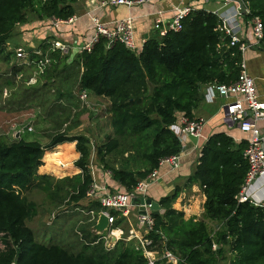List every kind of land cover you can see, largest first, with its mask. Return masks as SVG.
<instances>
[{
  "label": "trees",
  "instance_id": "1",
  "mask_svg": "<svg viewBox=\"0 0 264 264\" xmlns=\"http://www.w3.org/2000/svg\"><path fill=\"white\" fill-rule=\"evenodd\" d=\"M76 1L0 0V64L4 67L0 104L2 93H9L0 109L18 113L42 105L40 110L53 123V134L45 146L22 138L0 139V264H144L133 242L119 240L106 249L102 235L91 233V223L81 226V238L72 233L75 240L67 248L35 241L26 222L37 215V207L24 194L38 190L53 202L81 203L84 209L99 212V204L85 196L91 180L86 168L91 139L86 134H71L80 125L81 112H73L75 93L85 90L89 98L106 100L111 135L96 147L97 160L112 175L110 191L131 192L161 159L180 154L172 127L179 117L194 118L204 103V87L229 84L240 71L241 54L236 47H228L227 38L221 41L216 16L203 10L190 13L179 32L155 35L136 53L120 44L106 49L100 40L89 53L76 54L68 64L67 57L44 40L38 46L40 55L31 52L28 63H12L14 52L7 51L6 45L27 16L66 20L73 16L71 5ZM241 2L248 11L241 16L245 28H250L254 17L262 22L258 48L264 51V0ZM31 72L37 76L34 84H29ZM63 98L68 107L62 106ZM64 123H69L68 132L59 131ZM65 143H75L79 158L73 165L80 173L60 180L38 175L42 157L45 161L58 147L72 151V144ZM245 147V143L234 146L225 133L213 134L203 144L197 165L182 187L199 186L205 197L202 219L186 220L183 212L172 208L182 188L176 186L159 199L164 214L154 217L158 234L152 236L164 239L180 264H217L218 258L227 259V253L230 264H264V208L234 199L247 170L242 157ZM112 156L120 157L117 168L108 162ZM123 221L117 219L114 226Z\"/></svg>",
  "mask_w": 264,
  "mask_h": 264
},
{
  "label": "built area",
  "instance_id": "2",
  "mask_svg": "<svg viewBox=\"0 0 264 264\" xmlns=\"http://www.w3.org/2000/svg\"><path fill=\"white\" fill-rule=\"evenodd\" d=\"M162 0H100L99 9L108 7L125 6L131 8L143 4H150ZM241 2V0H239ZM223 5L217 9H197L203 10L216 16L218 25L216 30L222 34L221 41L228 39L229 48H237L242 56L240 71L235 81L229 84H208L203 89L204 99L212 103L216 99L225 101L222 110L226 119L233 124L238 125L239 131L249 135L246 147L242 151V157L247 164V170L244 175L242 185L235 196L237 203H248L254 207L264 208V203L259 204L250 200L247 196V190L252 182L264 175V149L262 147L264 138L259 133L258 123L264 121V101L259 98L255 87L254 79L245 71L243 62L244 52L252 47H258L263 37L262 22L258 17L250 20V31L253 41L245 42L243 39L244 25L240 21L242 13L237 0H224ZM242 3V2H241ZM243 5V4H242ZM244 7V5H243ZM173 16L169 21L163 18V12L157 11L154 14L152 29L159 37H165L170 32H179L182 29V21L195 8L190 6L177 5L173 6ZM248 11L244 7V14ZM88 19L93 33L89 41L86 43H78L76 40L71 44L61 43L59 41L50 42L53 51H58L62 56L67 57L66 62L69 64L73 57L82 52L89 53L92 48L100 41L104 40L105 48L110 49L115 44H120L131 52H139L147 39L141 38L137 43L133 31V18H126L110 24L102 23L92 11H87L83 15ZM79 18L72 16L66 20L50 18V26L56 30L63 25H72ZM15 60L22 59V63H28L29 54L22 49L13 51ZM40 55V52H34ZM75 54V55H74ZM68 59H71L68 61ZM78 102L85 104L90 110H94L96 104L90 102L89 94L85 90L75 94ZM31 122L21 127L14 134V138L19 140L20 136L25 132H32ZM206 120L202 117H194L189 120L186 117H179L177 124L172 127L181 145L180 154L172 155L161 159L158 167L148 173L145 178L139 180L131 192L110 191L108 181L112 175L109 171L101 172L99 163L97 162L96 148L90 140V155L86 165L87 174L90 177V183L85 192L88 199L96 201L100 210L98 213L93 210H83L75 208V211L84 217V221H79L78 225L82 226L91 223V228L97 223L99 215L103 214L107 220V228L101 234L106 249H112L119 240L134 243V249L140 253L145 260L144 264H180L181 259L172 251L167 249L165 240H156L152 234H156L155 220L150 210V205L145 204L148 199L147 194L149 188L160 178V170L166 168L168 171H175L179 168L180 159L186 151L189 139L199 140L202 137V130ZM14 125L12 127L15 130ZM65 126V125H64ZM63 132V131H62ZM80 173V171H79ZM136 200L137 204L132 205L131 201ZM143 209L144 213L140 214L139 209ZM113 213L116 215L114 216ZM123 218V224L128 223L131 228L125 233L120 226H114L117 219ZM54 217H50L52 222ZM130 219L132 221L130 222ZM81 238V232L76 233ZM158 234V233H157ZM114 240V241H113ZM216 249V245H212V250Z\"/></svg>",
  "mask_w": 264,
  "mask_h": 264
},
{
  "label": "crops",
  "instance_id": "3",
  "mask_svg": "<svg viewBox=\"0 0 264 264\" xmlns=\"http://www.w3.org/2000/svg\"><path fill=\"white\" fill-rule=\"evenodd\" d=\"M100 0H77L72 6L74 10L73 16L79 18L72 25H63L54 30L50 26V19L36 20L32 15L26 17V22L18 25L15 28L14 36L20 38L19 45L12 47L10 43L6 45V50L13 52L16 49H22L28 53L40 52L38 46L42 41L47 42L59 41L61 43L71 44L73 41L78 43H86L92 36L93 30L88 22V19L83 15L87 11H92L102 23L110 24L126 18H133V31L135 40L138 43L139 39L145 38L147 40L153 38L156 33L152 29V22L154 14L157 11L163 12V18L169 21L173 16V6L182 5L190 6L197 9H217L223 5L224 0H162L150 4H143L140 6H134L127 8L125 6L108 7L104 9L98 8ZM242 22V20L240 19ZM243 39L245 42H252V35L249 28H245L243 32ZM46 42V43H47ZM13 54V53H12ZM75 55V54H74ZM71 59H68L70 61ZM17 63L16 61H12ZM243 62L245 65L246 73L254 79L255 87L259 98L264 101V51L258 47H252L247 49L243 55ZM36 79L33 77L32 81ZM225 101L223 99H216L212 103L204 99V103L201 104L199 110L194 117H202L206 120V124L202 130V137L199 140L189 139L186 151L180 159L179 168L175 171H168L166 168L160 170V178L154 183L148 190V199L159 201L160 198L169 195L174 187L182 188L185 180L190 175L191 171L195 168L198 162V158L201 156V148L207 139L216 133H225L231 137L234 146H238L240 143H245L249 139V135L242 133L238 129V125L233 124L226 119V116L222 110V106ZM219 105L218 108L216 106ZM258 129L261 136L264 138V121L258 123ZM72 144V151L75 155L72 160V164L79 158V154L75 151V143H65L62 145ZM61 146V145H59ZM264 149V143L262 145ZM54 149V148H53ZM52 150V149H51ZM51 150H45L44 153ZM44 155V154H43ZM51 164L47 167L50 169ZM74 165H72L73 167ZM47 169H45L44 159L42 157V166L38 168L37 174L40 176L51 175ZM77 173H79V170ZM58 178V177H56ZM60 179V177L58 178ZM114 188H118L117 184H114ZM188 193V194H187ZM194 195V199L181 205V199L186 198V195ZM247 196L251 201L255 203H264V175L256 178L247 190ZM179 197L172 204V208H190V211H184V213H192L194 211V220L202 219L203 206L205 197L201 192L198 185H194L190 188H182ZM179 199V202H177ZM194 208V210H193ZM176 210V209H175ZM190 214H186L184 218L187 220ZM84 217L82 221H84ZM81 220H78V223ZM77 223V221H76ZM77 223V225H78ZM209 226L216 229L218 225L215 223H209ZM131 228L126 223L122 224V229L127 231ZM217 248V247H216ZM216 250V249H215ZM227 259L218 258L217 264H230V254H226Z\"/></svg>",
  "mask_w": 264,
  "mask_h": 264
},
{
  "label": "rangeland",
  "instance_id": "4",
  "mask_svg": "<svg viewBox=\"0 0 264 264\" xmlns=\"http://www.w3.org/2000/svg\"><path fill=\"white\" fill-rule=\"evenodd\" d=\"M9 43L12 47L17 46L19 45V43L21 44L20 38L13 35L9 40ZM8 50H11V47ZM16 62L17 65H20L23 61L22 59H20ZM3 69L4 67L0 64V73L3 72ZM31 74L33 76L30 79L29 84H34L35 82L33 83L32 79L33 77H35L36 79L34 80L36 81L37 76L35 72H31ZM49 94L52 93L50 92ZM8 98L9 93L3 92L1 96L2 102L0 106H3V102L7 101ZM74 100V104L76 107H74L75 109L73 108V112L77 113L80 111L82 115L80 113V125L73 129L71 134H86L90 137L95 148L102 145L106 141L107 137L111 135V128L109 119L107 117L106 100L97 99L91 96L90 102L96 104L95 107H92L94 110H90L86 107L85 104H81L80 102H78L76 97ZM61 101L63 104L62 106H69L64 98ZM218 107L219 105L216 106V108ZM41 108L42 105L41 107L39 105H35L34 107L31 106L30 108L18 113H14L13 111L6 112L4 108L0 109V139L3 138L7 142L16 141V139L14 138L15 132L21 127H24L28 122H31L32 132H25L20 136V138L26 141L38 142L42 146L48 144L49 139L53 134V123L52 121H50V123L49 120L46 119L47 114L40 110ZM73 112L72 114H74ZM64 124L61 129H59L60 132H62L63 130H68L69 123L65 124V126ZM14 125H16L15 130L12 129ZM71 152L72 151L70 147H58L55 152L49 154L47 159L44 161V164L45 169H47L49 164H51L50 169H47L49 172H51V175L46 176H50L55 180H60L62 178H71L74 175H77V168H75L74 166L72 167L73 164L71 162L73 160V156ZM108 159V162L110 163V165H112V167L117 168L119 166L120 157L112 156ZM99 168H101V172L107 171L103 168V164L101 163H99ZM56 177H60V179ZM54 179H52V181ZM50 183L52 184V182ZM24 196L29 202L34 203L37 207V215L26 222V226L33 233L34 240L44 245L53 244L60 245L65 248H67L69 243L72 245L75 240V238H73L72 236V233L74 232V234H76L77 232H80L81 225L79 226L77 225V223L78 220L83 219V216L76 212L75 208L85 210L81 206V203H79L78 205H67L65 201L62 203L53 202L44 193L38 190H31L25 193ZM179 199H181L180 204L185 205L187 200L191 201L194 199V195H186L185 199H183L182 197H179ZM179 199L177 202H179ZM174 209L183 212L185 217L186 214H190L188 218H194V211L190 213V208ZM186 210L190 212L184 213V211ZM50 217H54L52 222L50 221ZM131 221L132 219H130V222ZM126 224L128 225V223ZM125 233H127V229ZM2 250L3 245L0 241V251Z\"/></svg>",
  "mask_w": 264,
  "mask_h": 264
},
{
  "label": "water",
  "instance_id": "5",
  "mask_svg": "<svg viewBox=\"0 0 264 264\" xmlns=\"http://www.w3.org/2000/svg\"><path fill=\"white\" fill-rule=\"evenodd\" d=\"M237 2L239 4V8L241 10V13L244 14V7H243L242 3L239 0H237ZM131 204L132 205L137 204V201L133 199L131 201ZM145 204L150 205V210H151L152 215L154 217H157V216L161 217L164 214V210L160 208L157 201H154L151 199H146ZM139 213L140 214L144 213L142 208L139 209ZM106 228H107L106 217L103 214H100L97 223L91 228V232H93L94 234H101L106 230Z\"/></svg>",
  "mask_w": 264,
  "mask_h": 264
}]
</instances>
